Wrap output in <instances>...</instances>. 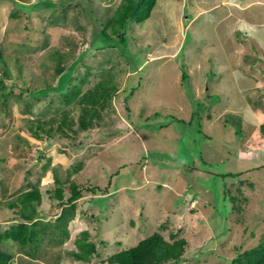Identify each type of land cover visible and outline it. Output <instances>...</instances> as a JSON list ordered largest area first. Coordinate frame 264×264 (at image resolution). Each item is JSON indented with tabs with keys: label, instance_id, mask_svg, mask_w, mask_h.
Returning <instances> with one entry per match:
<instances>
[{
	"label": "rangeland",
	"instance_id": "rangeland-1",
	"mask_svg": "<svg viewBox=\"0 0 264 264\" xmlns=\"http://www.w3.org/2000/svg\"><path fill=\"white\" fill-rule=\"evenodd\" d=\"M49 1L0 0V77L10 89L0 96V234L19 222H37L41 233L28 247L1 238L0 250L12 255L7 264H108L110 255L154 231L168 242L171 235L186 240L173 264H230L258 245L264 0H156L144 22L130 21L124 54L117 46L90 48L92 24L103 27L121 0ZM56 51L66 54L64 70L76 62L73 77L89 70L82 93L100 78L105 87L111 78L117 91L101 125L37 138V119L59 108L75 122L79 114L59 93L29 96L56 85ZM72 182L83 193L73 208L66 205L71 215L62 236L63 225L54 227L63 209L55 191L68 197ZM92 186L95 192H86ZM34 188L38 203L17 202ZM84 231L95 255L76 260Z\"/></svg>",
	"mask_w": 264,
	"mask_h": 264
},
{
	"label": "trees",
	"instance_id": "trees-1",
	"mask_svg": "<svg viewBox=\"0 0 264 264\" xmlns=\"http://www.w3.org/2000/svg\"><path fill=\"white\" fill-rule=\"evenodd\" d=\"M41 1L44 3L52 2L49 0ZM39 4L40 2H37L36 5L30 4L26 7L30 10L32 6L34 8L39 6ZM155 4L156 0H121L120 4L115 8L109 20L106 21L103 27H100L98 22H96V24H92V39L90 40V48L94 47L95 50H102L104 48L117 46L121 50L123 49L121 53L124 54L127 44V31L129 29L128 26L130 21L135 20L137 23L144 22L150 16ZM48 6H50V3ZM29 10L26 9V12L29 13ZM107 30H109V32ZM55 54L57 55V63L54 67L55 71L53 73V77H58L56 85H48L42 89L31 90L29 92V96L35 100H38L40 98L47 97L49 94L59 93L60 99H62L61 96H63V104L69 105L73 103L76 106H79V114L75 122L72 117L69 118V109L65 111V108H59L57 111L52 113L48 120L41 121L40 119H37V127L35 130H32V133L35 135V137H40L41 132H43V134L48 137L53 136L56 132H58L61 136H68V131H72L74 134H76L78 132H86L88 129H92L94 126L101 125L100 120L102 119L104 113H106V107L109 108L108 106L111 103L112 94L117 91V83L115 82L116 85L111 84L112 81H109L111 78L108 80L110 86L106 85V87L104 86V81L100 78V80L91 89H88L86 92L82 93L81 86L86 83L89 70L84 76L80 78L78 76L73 77L72 73L75 68L74 64L76 62L70 65L69 69L67 68L68 70H64V67L61 65V61L63 60L64 56L66 58V54H60L57 51ZM108 71L113 77L110 69ZM97 75L100 76L98 73ZM0 89H2L0 91V96L5 98L10 89L8 91L5 90L3 86V79L1 77ZM53 101L54 100L51 98L48 103H53ZM104 110L105 112L102 114ZM230 123L232 125V122ZM53 124L55 127H53ZM74 125H76V128ZM236 128L237 134L240 135V125H236ZM259 128L260 131H264V122ZM222 175L232 179L236 177L238 173H222ZM190 182L191 181H189L187 185H189L190 189L192 190L193 187L191 186ZM70 187L71 193L68 197H65L63 190L60 188L56 189L55 191V197L57 200L55 205L57 207H63V209L59 217L56 219L54 227L59 225L61 226V224L63 225L60 233L62 236L67 235L66 225L70 217L69 215H71L67 214L66 205L71 204V207L73 208V201L80 197L83 193V188L80 187L77 182H72ZM85 190L86 192H95L96 188L92 186L90 188H85ZM223 192L226 191L223 189ZM40 200L41 194L38 192V189L35 188L32 189V191L20 193L17 198V202L19 204H35ZM35 223L37 222H33V224L19 222L16 225H11V227L5 230L3 234H0V240L1 238L6 237L16 241L22 246H31L32 243L36 242L38 235L41 234L35 229ZM129 224L130 226L134 227V219H131ZM53 233L55 234V232ZM86 235L87 232L84 231L83 237L76 241L78 251L73 252L76 260H89L90 257L95 255L93 254L95 252V242L88 241ZM170 238L174 240L172 242H168L163 237V234L154 231L151 234L139 239L134 245L123 247L118 252L110 255L108 257V264L177 263L181 260L182 254L185 251L184 249L186 240L183 238L175 239V235H171ZM32 250H34V248H32ZM11 259V254L0 250V264H7ZM230 264H264V237L260 238L258 245L255 247L249 249L247 248L242 253L233 257Z\"/></svg>",
	"mask_w": 264,
	"mask_h": 264
},
{
	"label": "clouds",
	"instance_id": "clouds-1",
	"mask_svg": "<svg viewBox=\"0 0 264 264\" xmlns=\"http://www.w3.org/2000/svg\"><path fill=\"white\" fill-rule=\"evenodd\" d=\"M37 138H42V136H40V137L37 136ZM189 194H191V192H189ZM197 196H198V195H197ZM183 198H184V196H183ZM198 198H200V196H198ZM195 199H196L195 202H197V198H195ZM194 206L196 207V204H194ZM186 209H187V208H186ZM186 209H185V210H186ZM193 209H194V208H192L191 210L193 211ZM191 210H190V211H191ZM181 211H182V210H181ZM192 211H191V213H192ZM117 252H118V251H117ZM113 254H114V253H113Z\"/></svg>",
	"mask_w": 264,
	"mask_h": 264
},
{
	"label": "crops",
	"instance_id": "crops-1",
	"mask_svg": "<svg viewBox=\"0 0 264 264\" xmlns=\"http://www.w3.org/2000/svg\"><path fill=\"white\" fill-rule=\"evenodd\" d=\"M182 211H185V209L184 210H182ZM141 239V238H140ZM135 243H131V245L130 246H132V245H134Z\"/></svg>",
	"mask_w": 264,
	"mask_h": 264
}]
</instances>
